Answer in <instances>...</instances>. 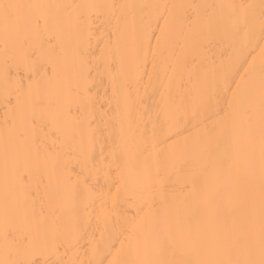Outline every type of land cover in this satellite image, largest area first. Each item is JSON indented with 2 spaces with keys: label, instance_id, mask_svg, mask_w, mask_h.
Masks as SVG:
<instances>
[{
  "label": "bare ground",
  "instance_id": "6f19581e",
  "mask_svg": "<svg viewBox=\"0 0 264 264\" xmlns=\"http://www.w3.org/2000/svg\"><path fill=\"white\" fill-rule=\"evenodd\" d=\"M0 264H264V0H0Z\"/></svg>",
  "mask_w": 264,
  "mask_h": 264
}]
</instances>
